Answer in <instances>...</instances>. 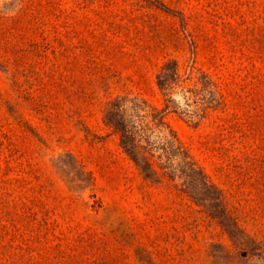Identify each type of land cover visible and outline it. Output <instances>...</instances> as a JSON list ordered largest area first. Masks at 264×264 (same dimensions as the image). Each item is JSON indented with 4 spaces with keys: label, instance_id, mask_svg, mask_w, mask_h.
Wrapping results in <instances>:
<instances>
[{
    "label": "rangeland",
    "instance_id": "1",
    "mask_svg": "<svg viewBox=\"0 0 264 264\" xmlns=\"http://www.w3.org/2000/svg\"><path fill=\"white\" fill-rule=\"evenodd\" d=\"M116 96L163 114L159 175ZM178 145L215 190H182ZM0 264H264V0H0Z\"/></svg>",
    "mask_w": 264,
    "mask_h": 264
},
{
    "label": "trees",
    "instance_id": "2",
    "mask_svg": "<svg viewBox=\"0 0 264 264\" xmlns=\"http://www.w3.org/2000/svg\"><path fill=\"white\" fill-rule=\"evenodd\" d=\"M167 63L169 62H166L165 65ZM173 63L174 71L172 73L165 71L159 74L160 80L158 81V84L165 92L168 88H170V84L174 82V79L178 77L177 62L174 61ZM126 101H129L132 104L130 106H127L125 105ZM140 103L144 102L142 101ZM140 103H137L133 99H127L123 96H116L114 99H112L111 101L109 100L106 103L107 105L103 119L106 124L112 126L118 133L120 145L123 148L124 152L129 155V157L134 161L140 172L143 173L145 177L150 178L152 177V175L159 174L154 167L152 160L147 155H144V153H142V151L144 152L143 148L149 147L148 145L150 144L147 130H150L152 128V124H154L155 126L159 124L163 126L166 124L163 120V114L161 112L150 113L152 115V118L147 120V113L143 108L144 106L142 107ZM128 108H131L134 112H136V116L140 117V122L132 121L129 112H127ZM139 110L144 111V113H139ZM171 134V139L166 137V135H164L163 137L164 142L162 148L165 152V156L168 158L172 154V148L170 147H172L174 141V132L171 131ZM142 141L144 142V144L142 143ZM176 149L175 154L180 155L178 156L180 168L187 176V179H185V181L182 183V190L186 191L195 198H197L205 189L207 190L212 188L215 190L214 185L207 180L202 169L191 159L188 152L182 149L180 145L176 146ZM162 155L164 156V154ZM76 170L77 171H75V175L79 181L86 182L88 184L91 183V177L86 171L83 170L81 166H78ZM163 173H167V171L163 170ZM227 220L231 221L230 215L227 216Z\"/></svg>",
    "mask_w": 264,
    "mask_h": 264
}]
</instances>
